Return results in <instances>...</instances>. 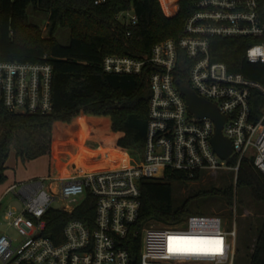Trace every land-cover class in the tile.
I'll list each match as a JSON object with an SVG mask.
<instances>
[{
  "label": "built area",
  "instance_id": "2783aa9c",
  "mask_svg": "<svg viewBox=\"0 0 264 264\" xmlns=\"http://www.w3.org/2000/svg\"><path fill=\"white\" fill-rule=\"evenodd\" d=\"M159 1L166 4L167 17L177 15L178 0ZM117 20L128 27L138 24L133 10L120 13ZM216 39H247L245 60L249 65H264V0H192L181 37L155 44L144 59L105 57L102 68L107 74L141 76L151 69L144 161L12 185L6 194L15 192L24 209L10 208L5 220L22 240L16 245L8 234L0 235V264H234L237 224L229 229V222L224 223L219 215H191L174 226L135 228L141 212L142 181H165L174 174L192 179L204 171L233 170L238 174L245 159L252 160L264 175V85L216 60ZM185 67L189 86L226 117L223 134L233 148L227 160L212 145L215 122L189 110L179 85ZM53 80L50 62L0 58V103L9 113L50 115L54 111ZM234 158L237 164L228 166ZM47 180L51 183L48 188ZM79 196L95 198L93 218L68 221L58 241L47 237L46 213L51 208L69 212L84 199L74 206L55 204ZM169 237L190 239H174L170 244ZM170 246L182 251H169ZM218 247L222 251H215Z\"/></svg>",
  "mask_w": 264,
  "mask_h": 264
},
{
  "label": "trees",
  "instance_id": "16d2710c",
  "mask_svg": "<svg viewBox=\"0 0 264 264\" xmlns=\"http://www.w3.org/2000/svg\"><path fill=\"white\" fill-rule=\"evenodd\" d=\"M191 3L192 0H178V13L169 18L159 0H107L101 5L94 0H0V58L10 62H50L54 67V111L50 115L9 113L0 103V185L5 183L6 163L20 132H40L48 139L39 153H34L28 144L17 150L23 161L67 152L87 134L100 137L105 148L111 150L145 147L151 69L147 68L141 76L116 75L105 73L102 64L108 55L144 59L155 44L181 37ZM29 7L48 13L47 37L43 36L42 27L30 22ZM128 10L138 17L134 27L117 20L120 13ZM59 28L70 31L69 46L57 40ZM213 46H217L216 60L264 85V65H249L245 60L247 39H216ZM187 69L181 70L180 86L189 84ZM230 164L236 165L237 159ZM238 172L237 189L250 190L257 203H264V175L253 161L243 160ZM188 179L174 174L165 181H142L141 212L135 228L142 231L152 225L184 223L189 216L196 215L190 207L193 198L220 197L233 205L234 187L229 186L199 192L175 208L172 183ZM82 202L69 212L51 208L44 217L45 235L58 241L68 221L93 218L95 198L87 196ZM249 264H264V223Z\"/></svg>",
  "mask_w": 264,
  "mask_h": 264
},
{
  "label": "rangeland",
  "instance_id": "374dc122",
  "mask_svg": "<svg viewBox=\"0 0 264 264\" xmlns=\"http://www.w3.org/2000/svg\"><path fill=\"white\" fill-rule=\"evenodd\" d=\"M168 8L163 1L161 4ZM28 16L30 22L42 27L43 36H48L49 15L43 11H37L29 7ZM70 31L59 28L56 38L61 45L69 46ZM2 127L0 126V131ZM28 139V140H27ZM27 141V142H26ZM48 139L40 132H20L17 140L13 143L11 151L17 155V150L30 146L33 152L39 153L40 147L47 145ZM145 147H129L123 151L110 150L105 148L100 137H83L79 144L67 152H55L53 155L46 154L23 161L19 158L18 166L13 165L12 158L10 167H6L9 173L6 175L5 183L0 185V235L8 234L16 240V245L22 240L21 235L9 226L5 220V213L10 208L18 211L24 209L22 200L15 195V192L6 194L7 189L15 183H28L41 180L45 177L55 178L69 175H81L88 172H96L113 169L121 166L137 165L145 158ZM15 157V156H14ZM232 160V159H231ZM228 166H233L230 164ZM53 161V162H52ZM52 163V164H51ZM237 174L233 170L204 171L196 179H188L183 182L172 183L173 205L175 208L182 206L183 202L199 192L212 190L214 188L223 189L229 186L234 187V202L232 206L220 197H198L193 198L190 204L192 214L196 215H219L229 222V229L235 224L237 229L236 237V260L234 264H249L252 250L256 243L259 230L264 223V203H257L246 188L237 189ZM48 188L50 181L44 182ZM84 196H79L62 203L55 204V207L74 206L80 203ZM76 200V202H73Z\"/></svg>",
  "mask_w": 264,
  "mask_h": 264
},
{
  "label": "water",
  "instance_id": "95a60500",
  "mask_svg": "<svg viewBox=\"0 0 264 264\" xmlns=\"http://www.w3.org/2000/svg\"><path fill=\"white\" fill-rule=\"evenodd\" d=\"M184 84L181 86V92L185 96L189 110L198 118H210L216 124V135L212 140V145L217 154L223 159L227 160L233 153L232 143L223 134V127L226 117L223 116L218 107L211 102L199 97L197 93L189 86ZM150 93V90H149Z\"/></svg>",
  "mask_w": 264,
  "mask_h": 264
},
{
  "label": "crops",
  "instance_id": "0c3cea01",
  "mask_svg": "<svg viewBox=\"0 0 264 264\" xmlns=\"http://www.w3.org/2000/svg\"><path fill=\"white\" fill-rule=\"evenodd\" d=\"M86 136H87V137H90L88 134L85 135V137H86ZM110 150H111V149H110ZM14 156H15V157H14ZM12 158H15V159H13V161H12V162H13V165H15V166L17 165V166H18V162H19L18 159H19V157H18L16 154L12 153V151H11V152H10L9 159H8V161H7V163H6V167H8V169L11 168V167H10V166H11V165H10V162H11ZM17 166H16V167H17ZM7 171H8V170H7ZM7 171H6V173L9 174V173H8L9 171H8V172H7ZM21 183H23V182H21ZM21 183H15V184H21ZM13 185H14V184H13ZM11 186H12V185H11ZM11 186H10V187H11ZM10 187H9V188H10ZM9 188H8V189H9ZM8 189H7V190H8ZM6 192H7V191H6ZM0 201H2V199H1Z\"/></svg>",
  "mask_w": 264,
  "mask_h": 264
},
{
  "label": "snow or ice",
  "instance_id": "6c2138e0",
  "mask_svg": "<svg viewBox=\"0 0 264 264\" xmlns=\"http://www.w3.org/2000/svg\"><path fill=\"white\" fill-rule=\"evenodd\" d=\"M174 239L176 240H180V239H190V238H173V237H169V241L171 244V241H173ZM216 243L219 245L221 242L219 240L216 241ZM169 251L172 252H176V251H182V249H176V248H172L171 246L169 247ZM183 251H195L194 249H183ZM215 251L220 252L222 251V248L218 247Z\"/></svg>",
  "mask_w": 264,
  "mask_h": 264
}]
</instances>
